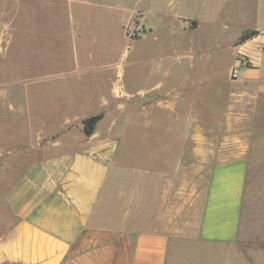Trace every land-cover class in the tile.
<instances>
[{
    "label": "crops",
    "instance_id": "crops-1",
    "mask_svg": "<svg viewBox=\"0 0 264 264\" xmlns=\"http://www.w3.org/2000/svg\"><path fill=\"white\" fill-rule=\"evenodd\" d=\"M246 31L232 69L250 64L216 90L157 80L133 95L119 68L99 101L76 77V110L65 101L51 140L47 111H21L34 140L1 151L0 183L21 169L0 185V264H264V215L251 211L254 192L264 207V29ZM135 96L138 135L114 134L103 120Z\"/></svg>",
    "mask_w": 264,
    "mask_h": 264
},
{
    "label": "rangeland",
    "instance_id": "rangeland-1",
    "mask_svg": "<svg viewBox=\"0 0 264 264\" xmlns=\"http://www.w3.org/2000/svg\"><path fill=\"white\" fill-rule=\"evenodd\" d=\"M247 29H264V0H0V168L1 151L15 157L18 141L34 140L21 111H47L49 140L61 132L51 126L70 109L65 101L74 103L78 75L98 101L119 68L133 95L157 80L174 92L216 90L229 80L235 36ZM131 101L130 112L103 120L115 121L114 134L138 135L141 99ZM8 168L1 186L21 166ZM253 197L251 211L264 215L260 193Z\"/></svg>",
    "mask_w": 264,
    "mask_h": 264
},
{
    "label": "trees",
    "instance_id": "trees-1",
    "mask_svg": "<svg viewBox=\"0 0 264 264\" xmlns=\"http://www.w3.org/2000/svg\"><path fill=\"white\" fill-rule=\"evenodd\" d=\"M256 34V31H246L244 32L239 39L237 40V43H242L244 41H246L247 39L251 38L252 36H254ZM100 118V116H95V117H91L89 119H86L83 122V131L85 132L86 135H90L92 134L93 131V127L95 123H92L93 121H97ZM91 123V124H90Z\"/></svg>",
    "mask_w": 264,
    "mask_h": 264
},
{
    "label": "built area",
    "instance_id": "built-area-1",
    "mask_svg": "<svg viewBox=\"0 0 264 264\" xmlns=\"http://www.w3.org/2000/svg\"><path fill=\"white\" fill-rule=\"evenodd\" d=\"M249 63H250V61L247 57H245V56L237 57L236 65H235V67H233L232 73H231L232 78L235 79L237 77L238 69H240L241 67L248 66Z\"/></svg>",
    "mask_w": 264,
    "mask_h": 264
},
{
    "label": "water",
    "instance_id": "water-1",
    "mask_svg": "<svg viewBox=\"0 0 264 264\" xmlns=\"http://www.w3.org/2000/svg\"><path fill=\"white\" fill-rule=\"evenodd\" d=\"M152 100H153V97H151V96H145V97L142 98V102L143 103H147V102L152 101ZM92 123H96V122L93 121Z\"/></svg>",
    "mask_w": 264,
    "mask_h": 264
}]
</instances>
